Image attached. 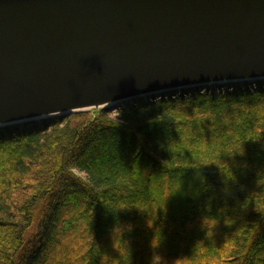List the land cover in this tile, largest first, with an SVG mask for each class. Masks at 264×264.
Wrapping results in <instances>:
<instances>
[{"label":"trees","instance_id":"1","mask_svg":"<svg viewBox=\"0 0 264 264\" xmlns=\"http://www.w3.org/2000/svg\"><path fill=\"white\" fill-rule=\"evenodd\" d=\"M115 111L0 128V264H264V77Z\"/></svg>","mask_w":264,"mask_h":264},{"label":"water","instance_id":"2","mask_svg":"<svg viewBox=\"0 0 264 264\" xmlns=\"http://www.w3.org/2000/svg\"><path fill=\"white\" fill-rule=\"evenodd\" d=\"M264 77V0H0V128Z\"/></svg>","mask_w":264,"mask_h":264},{"label":"rangeland","instance_id":"3","mask_svg":"<svg viewBox=\"0 0 264 264\" xmlns=\"http://www.w3.org/2000/svg\"><path fill=\"white\" fill-rule=\"evenodd\" d=\"M125 115H126V114H121V113H118V112H116V111H112V112H111V116H112V118H114V119H123V118H125ZM144 116L146 117V116H148V115H144ZM144 116H143V117H144ZM156 116H159V115H156ZM88 152H89V149H88ZM88 152H87V153H88ZM74 172H75L76 174L80 175V176H85V174H84L83 172H81L79 169H75Z\"/></svg>","mask_w":264,"mask_h":264}]
</instances>
